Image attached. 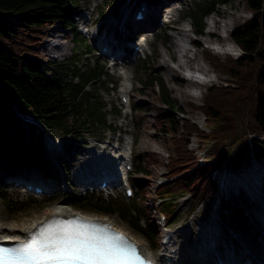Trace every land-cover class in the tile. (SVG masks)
<instances>
[{
	"label": "trees",
	"instance_id": "trees-1",
	"mask_svg": "<svg viewBox=\"0 0 264 264\" xmlns=\"http://www.w3.org/2000/svg\"><path fill=\"white\" fill-rule=\"evenodd\" d=\"M227 2L198 0L196 9L186 14L193 35H202L204 17ZM116 3L117 0H102L97 14L102 16L110 6L115 8ZM245 3L252 16L230 33L241 55H225L220 59L208 49L201 53L213 71L225 76L226 83L207 86L200 104L187 103L190 109L204 114L211 127L208 132L176 115L181 108L155 68V54L137 64L142 71V87L151 90L156 100L154 128L162 137L169 135L171 146L168 154L171 179L157 189V196L187 191L194 196L192 206L206 202L217 190L213 173L218 168L237 167L249 158L264 156V0H245ZM78 11L77 0H0V166L3 168L45 169L41 140L46 133L82 144L96 132L100 135L101 128L115 129L107 119V103L99 95L107 88L104 66L98 60L87 59L88 44L74 28L73 16ZM51 27L72 34L71 55L60 61L45 60L39 50L40 41ZM193 43L200 46L197 41ZM178 81L182 82L180 78ZM113 111L119 113L114 108ZM193 135L200 142H211L203 163L189 148ZM143 155L146 156L139 157L134 172L148 174L144 160L156 156L153 152ZM140 182L136 183L141 191L139 198L133 199L134 206L147 196ZM1 189L0 184V200L11 213L27 210L34 203L31 198L26 202L13 199ZM173 199L162 200L157 205L166 216L173 214ZM66 203L88 211L117 213L152 248L157 247L155 225L149 221V226H140L128 206L94 193L70 198ZM138 207L150 219L146 214L148 208Z\"/></svg>",
	"mask_w": 264,
	"mask_h": 264
},
{
	"label": "rangeland",
	"instance_id": "rangeland-1",
	"mask_svg": "<svg viewBox=\"0 0 264 264\" xmlns=\"http://www.w3.org/2000/svg\"><path fill=\"white\" fill-rule=\"evenodd\" d=\"M101 1L102 0H77L78 9L80 11L74 16L76 23L74 28L77 29V27L81 28L82 25H86L89 34H87L86 37L83 35V38L85 43L88 44L90 51L86 52L87 54L85 56L88 57L87 59L98 60L99 63L104 66V72L106 74L105 78H110L111 84L108 82L106 84L107 88L101 90L99 95L103 98L104 102L108 104V109L114 108L115 110L120 111L119 114L113 113L112 109L111 112H106L108 122L115 124L116 129L115 131H111L108 128H101L100 135H98L99 132H96V135L86 139L83 144H75L76 146H73L74 144L69 137L63 139L56 134L48 135L47 137H54L56 144H58L55 149H48L43 154V157L47 160L46 167L49 169L48 172H41V168L38 167L6 168L5 170L7 172L16 171L17 173H23L25 177L30 179L43 182L48 181L49 183L46 182L47 185L50 184L55 191L45 193L41 196H33L28 193L25 188L20 186L2 184L3 188L1 190L8 196H11V198L20 200L27 199L26 201H28L31 197V199H34V203H30V205L32 204L31 206L28 204L29 209L27 210L11 213L5 209L0 200V225L6 226L13 221L38 215L43 211L52 208L55 204L60 203L66 205L73 211H78L89 216L105 217L108 221L113 223L116 228L122 229L129 234L130 237L140 239L144 242L152 257H155V259L156 256H158V253L164 248V246L161 248L162 243L167 242V245L171 247L173 251L171 256L182 257L185 264H203V261H197V258L200 256V253L198 252L201 251L203 245L202 242L205 243L203 237H200V235L211 225L212 221H216L218 227H220V231L215 232V235L219 236V244L216 249L220 255L225 256V251L228 247V249L234 250L233 253L236 254L234 257H238L242 263L257 264L255 259L259 258L262 260L259 253L264 254V235L261 228L264 224L262 225L259 220L264 212V197L257 201L253 198L249 189L237 186L236 191H234L232 187L230 191H227L225 186H231V183L227 180V176L229 177L232 175L233 179H237V174L244 178H247L249 174L250 178H247L249 183L252 185L255 184L259 190L262 189L264 194V182L261 184V179L264 180V176L259 181L257 178L258 175H261L264 172V156H262L258 162L254 161L253 158H249L246 163L240 164V168L244 165H259L261 167L259 173L255 172L253 174L250 167H248L249 169L246 168L248 171L245 169V173L243 172V169L234 170V173H232V171L227 170L228 168H218L213 173L214 178L218 182L217 190L214 192L213 197L206 202L203 201L200 204L192 206L194 196H191L190 192L185 191L174 194L175 199L171 200L174 204L172 210L173 214L172 216H166V225L165 227H162V218L159 214L162 209L160 207V209L157 208V204L160 200H158L159 197H156L154 193L156 187L159 186L160 183H165L167 180L171 179L168 158L166 159L167 154L171 152V146L168 144L169 135L166 134L162 137L161 133L154 128L155 111L153 106L155 105L156 100L151 90L142 87V71L137 67V64L142 58L155 54V68L161 75L169 94L181 108L180 111L176 112V115L179 118L188 119L191 122L196 123L200 129L208 132L211 127L206 123L204 114H202L201 111L190 109L187 106V103L194 102L200 104L207 86L213 83H226L224 82L225 76L213 71L209 63L202 58L201 53L203 49H208L213 54L218 55L220 59H224L225 55H230L232 57H238L240 55L241 51L236 45V54H231L230 52H218L213 49V46L216 44L221 45L224 42H227L230 45L234 44L230 38V33L238 25L243 24L252 16L245 0H228L226 4L218 6L214 12L206 15L204 17V33L197 37L192 33L190 21L186 14L190 10L196 9L198 0H178L176 2L174 6L176 10L174 18L178 22L176 21L175 24L184 25L187 28L189 35L184 39V44L188 46L187 55H191L192 52L196 51V58L198 61L201 64L203 63L204 66L207 64L209 68L212 69L210 74L211 80L204 83L196 82L197 85H191L189 79L191 76L185 74V71L191 73V69H186L184 71L183 69L176 67L175 59L177 58V53L176 47L173 45L174 42L172 36L174 32H177V28L173 30L167 27H162L167 17H163L157 21V23H159L158 27H154L151 31L130 32L129 29L121 30L117 23L120 21V24H122L124 12L126 8L129 7L131 0H117V3L115 4L116 7L114 6L115 8H111L110 6L107 8L106 13L99 17L96 14V10L98 9H96L95 6H98ZM144 2L146 1L138 0L134 2L131 13L133 18V13L141 10ZM236 14H238L239 17ZM230 16L232 17L230 18ZM207 20H209L210 24L212 23L210 37H205V34L208 33L209 29ZM225 22H227V25H225ZM225 27H227L228 34L225 31ZM103 30L109 31L110 35L115 34V41H119V43L124 41L127 44H129L126 40L127 36H131L134 39L138 33H145L143 36L145 39L147 38V45H145L143 50L139 53L136 61H134L136 59L134 56L132 58H127V56H125L118 59L115 64L118 66L123 62L126 66L121 65L115 70L110 69L108 62L103 57L107 55H100V46L96 45V39L101 36L100 32ZM49 34L53 35L49 36ZM223 34L228 35L227 38L223 36ZM71 35V32L66 29L60 30L55 27H51V29L49 28L46 37L40 41L39 45L40 53L44 59L60 61L71 55V50L74 46V43L70 39ZM55 39L56 41H54ZM194 41L200 43V46H196L193 43ZM53 42L62 43L55 53L53 51L51 53V45ZM115 49L113 50L112 55H114L116 51ZM131 49L132 46L129 45L128 50ZM161 62H164L168 66L160 68L159 65ZM120 69H123L127 76H132L130 82L125 81L127 76L123 78L119 75ZM105 78L103 79L104 81ZM178 78H180L182 82H179ZM124 83L130 85V96L129 103L122 105L118 96L121 87L125 85ZM186 91H196V96L193 98L190 94L185 93ZM137 123H140V127H138L139 124ZM146 124L150 127L146 128ZM200 140L201 139L193 135L189 143V148L194 151L199 162L203 163L205 161V151L209 149L211 142L208 140L200 142ZM112 145L114 147L119 146L120 149L116 152L118 155L122 153L129 155L130 150L132 152L134 164L132 171L129 173V179L134 188V195L128 199H125L118 193H114L113 195L102 193L99 195L105 200H115L124 206H128L131 214L138 218V222L139 219H144L147 226H149V221H151L155 225L153 227L156 238H158L156 248H152L149 241L136 233L117 213L109 214L88 211L66 203L70 196H77L78 188L73 182L69 181V178L73 176L72 174L75 169L77 167H82L86 171L97 172L96 168H98V164L96 160L105 159V157L114 154L116 149L114 147L112 148ZM78 146L80 147L77 148ZM112 149L114 151H112ZM64 152L67 153L64 154ZM147 152H153L155 154L154 156H156L150 161L147 159L144 160L149 173L134 172L139 157L146 156L143 154ZM135 153H137L138 156L135 155ZM85 162H87V164H85ZM65 166L68 167L69 170H65ZM0 170H2V168H0ZM50 172L51 174L46 177L45 174H49ZM159 177H163V181H160ZM63 178L64 180H62ZM76 178H79L78 174ZM0 180L3 181L2 177H0ZM139 181H141L140 183L144 186V190L146 191L145 194L147 196H145L144 201L140 200L137 205L135 204L134 206L133 199L139 198L141 191L136 184L139 183ZM174 195L168 193L164 198L169 199L170 196ZM179 196L182 197L179 198ZM138 205H144L148 208L146 214H149L148 216L150 219L142 214ZM164 214L166 215V213ZM164 229H167L166 231H168V233H166ZM206 233L209 234L211 232L207 231ZM259 245H261L262 248L260 251L253 249L255 246ZM250 258L251 260H249ZM211 259L212 258L209 259L210 262Z\"/></svg>",
	"mask_w": 264,
	"mask_h": 264
},
{
	"label": "bare ground",
	"instance_id": "bare-ground-1",
	"mask_svg": "<svg viewBox=\"0 0 264 264\" xmlns=\"http://www.w3.org/2000/svg\"><path fill=\"white\" fill-rule=\"evenodd\" d=\"M135 1H138V0H131V3L129 4V7L126 8V10L124 12V18H123L122 24H120V21L119 22L117 21L118 22L117 25L119 26V28L121 30L129 29L130 32L151 31V30H153L154 27H158L159 23H157V21H159L163 17H167V19H165V22L163 23L162 27L163 28L167 27V28H170V29H173V30L177 28V32H174V34L172 36V40L174 42L173 45H175L176 53H177V58L175 59L176 67H178L180 69H183L184 71L186 69H191V71H192L191 73H189L188 71H185V74H188V75L191 76V77H189L191 85H197L196 82L204 83L206 81L211 80V75L210 74H211V70L212 69H210L209 66L206 63H205L206 65L204 66L203 63L201 64L198 61V59L196 58V51L192 52L191 55H187L188 46H186L184 44L185 37L189 36L188 32H187V28L184 25H182V24H179L180 26L178 24H175V22L177 20L174 18V15H175V12H176L174 6H175V4H176V2L178 0H145L146 2L143 3V5L141 7V10L136 11V12H140V14L142 16L141 20H135V18H133L132 15H131L132 6L134 5ZM236 15H238V14H236ZM231 17L232 16H230V18ZM238 17H239V15H238ZM207 22H208L209 29H208V33L205 34V37H207V36L210 37V33H211L210 31L212 30L211 29V24L212 23L210 24L209 20H207ZM225 25H227V22H225ZM226 28L227 27H225V29ZM225 31L228 34V30L226 29ZM107 33H108V31H107ZM51 35H53V34H49V36H51ZM114 36H115V34L110 35L109 36L110 38H106L105 36L102 37V39L97 43V45H100V49L102 48L103 45L108 46L109 50H108L107 56L114 57L115 63H116V61L118 59H121V58H123L125 56H127V58H129V57L132 58L133 56L135 58H137L138 57V53L143 50L145 45H147V38L145 39L144 42L142 41V39H139L136 42V45H135L138 48V50L137 49L134 50L133 47H132L131 54L128 55L127 51H128L129 44H127L124 41L121 42V43H119V41H115L114 40ZM223 36H225L227 38L228 35L223 34ZM119 37H121V36H119ZM215 39H217V38H215ZM54 41H56V39ZM104 42H106V43H104ZM61 45H62V43H60V42L59 43L58 42H56V43L53 42L52 45H51L52 46L51 47V53H52V51L55 53L60 48ZM114 49L116 51H115L114 55H112L113 54L112 52H113ZM213 49L218 51V52H230L231 54H234V53L236 54L237 53V51H235V44L230 45L227 42H224L221 45L216 44L215 46H213ZM135 51H137V52L134 53ZM126 53H127V55H126ZM102 55H105V54H102ZM167 66L168 65L165 64L164 62H161L160 65H159L160 68L167 67ZM196 73H198V74H196ZM126 76L127 75L125 74L123 77H126ZM131 79H132V76L128 75L125 78V81H129L130 82ZM124 84L125 85H123V87H122L123 89L121 90V92H124L125 94L130 96L129 95V92H130L129 91V89H130L129 86L130 85H127V83H124ZM195 92L186 91L185 93L190 94L194 98L196 96ZM115 158H118V157H115ZM118 159H121V158L119 157ZM99 163L107 165L109 162L100 160ZM85 164H87V162H85ZM250 168L252 169L253 174L255 172L259 173V170L261 169V167L259 165H256V164L251 165ZM104 170H106V168H104ZM78 176L80 178L81 174H78ZM263 176H264V172H263V174L258 175L257 176L258 181ZM247 178H250L249 174H248ZM247 178H244V177L240 176L239 174H237V179H235V178L233 179L232 175L229 176V177L227 176V180L231 183V186L226 185L225 189L227 191L228 190L230 191V189L232 187L234 189V191H236V187L237 186L240 187V188L243 187L244 189H249L251 191V194H252L253 198L255 200L259 201L260 199H262L264 197L262 189L259 190L255 184H253V185L250 184L249 180ZM85 179L86 178H84L82 181H84ZM262 180L263 179H261V182H262ZM19 185H23V181L20 180L19 181ZM75 214L76 213L73 212V210L68 208L66 205L58 203V204H55L52 208L47 209V210L43 211L42 213H40L38 215H34L32 217L22 218L20 220L13 221L12 223H10V224H8L6 226L0 225V235L8 237L12 242L13 241L22 242L27 237H29L30 234L35 229H37V227H39L40 225H42L46 221L50 220L51 218L68 217L70 215H75ZM87 216L89 218H93L95 220L108 221L103 216H89V215H87ZM259 220L261 221V224L263 225L264 224V212L262 213V216H261V218ZM111 224H112V226L115 229H119V228H116L113 223H111ZM261 228H262V232H263V235H264V225ZM119 230L124 232L128 236V238L137 245L139 250L144 255H146L147 257H149V258L153 259L154 261H156L157 264H184L181 261H179L177 258L171 257L170 254L173 253V251L170 250L171 247H169V246H164V248L161 251V253L158 254V256H156V259H157L156 260L155 257H152L150 251L147 249V246L145 245L144 242H142L140 239L130 237L129 234H127L122 229H119ZM207 231H209L211 233L207 234L206 233ZM216 231L219 232L220 231V227H218V224L216 223V221H212L211 225L203 233H201L200 237H203L205 243L202 242L203 245L201 247V251L198 252V253H200V256L197 258V261H203L204 262L203 264H244V263L241 262V260L238 257H234L236 255L235 253H233L234 250L228 249V247H227V249L225 251V256L220 255V253L216 249V247L219 244V238H218L219 236L215 235ZM230 237L233 238L232 236H230ZM253 249L257 250V251H260L262 248H261V245H259V246H255ZM259 255L261 256L262 261H264V254L263 253H259ZM210 258H212L211 262L209 260ZM262 264H264V262Z\"/></svg>",
	"mask_w": 264,
	"mask_h": 264
},
{
	"label": "snow or ice",
	"instance_id": "snow-or-ice-1",
	"mask_svg": "<svg viewBox=\"0 0 264 264\" xmlns=\"http://www.w3.org/2000/svg\"><path fill=\"white\" fill-rule=\"evenodd\" d=\"M0 264H145L124 237L89 233L71 222L41 229L28 242L0 247Z\"/></svg>",
	"mask_w": 264,
	"mask_h": 264
}]
</instances>
